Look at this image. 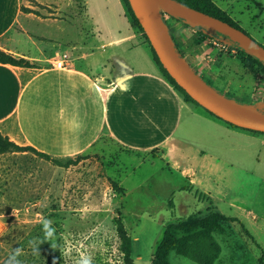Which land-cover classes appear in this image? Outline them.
<instances>
[{
  "label": "crops",
  "instance_id": "0c3cea01",
  "mask_svg": "<svg viewBox=\"0 0 264 264\" xmlns=\"http://www.w3.org/2000/svg\"><path fill=\"white\" fill-rule=\"evenodd\" d=\"M81 1L85 28L76 27L77 39L62 44L43 32L45 23L60 31L61 19L22 13V0H0V51L38 64L0 63V133L58 160L98 152L105 141L130 156L154 151L167 170L178 175V182L186 181L206 197L204 211L197 207V212H207L209 206L219 211L221 202L232 211L224 216L264 232L253 207L227 199L224 189L241 181H264V135L229 125L184 101L161 75L121 0ZM36 2L58 16L64 8L77 7L75 0ZM29 22L42 27L33 33L35 39L28 34ZM189 29L196 32L184 22H169L184 61L197 72L207 53L203 43L184 37L183 30ZM62 53L69 55L71 66L52 68L50 61ZM249 159L252 164H247ZM235 170L244 179H237ZM218 230L213 234L221 254L215 264L223 258L222 241L228 244L217 236Z\"/></svg>",
  "mask_w": 264,
  "mask_h": 264
},
{
  "label": "rangeland",
  "instance_id": "374dc122",
  "mask_svg": "<svg viewBox=\"0 0 264 264\" xmlns=\"http://www.w3.org/2000/svg\"><path fill=\"white\" fill-rule=\"evenodd\" d=\"M75 2L76 9L64 8L60 16L52 15L56 10L43 9L36 0H22L21 11L41 18L55 16L61 19L60 31L51 23H45L43 32L66 44L76 40L79 35L77 28L84 26L82 1ZM212 2L264 46V0ZM127 18L130 20L129 16ZM28 28V34L34 39L36 36L33 33L42 29L31 22ZM16 30L21 32L18 27ZM134 30L148 46L138 29L134 27ZM183 35L191 42L197 33L189 29L183 30ZM214 35L212 33L209 37ZM203 44L207 54L197 71L202 78L221 94H227L239 103H247L264 115L262 67L244 68L239 58L241 54L247 55L248 51L236 44L235 52L221 50L209 39ZM68 56L62 53L53 58L50 65L53 60ZM28 62L38 65L35 61ZM77 157L80 158L75 165L64 168L30 151L0 154V264H5L14 248L23 249L19 257L21 264H75L82 252L92 257L93 264H123L122 241L117 233L118 220L131 237L134 264H151L164 227L188 217L193 209L194 213L199 211L197 207L204 211L207 204L206 197L195 194L186 181L178 182V175L168 171L154 151L147 155L130 156L128 150L105 141L98 147V152L59 161L65 163ZM255 160L254 157L253 163ZM250 161L247 160V164H252ZM237 173L239 170L233 172L237 179H244ZM178 183L180 190L185 192L177 189ZM230 187H224L225 191L228 190L226 198L250 204L258 213L257 222L263 225L264 181H241L230 184ZM213 208L209 206L208 210L213 211ZM219 211L225 215L232 212L221 202ZM45 218L51 220L56 229L55 240L40 244L39 252L34 253L28 242L36 240L39 244L44 239L41 221ZM246 229L254 239L248 236ZM217 236L228 241V244L222 241L223 258L219 264H259L258 260L264 253V232L249 222L245 228L234 221L221 224ZM51 243L56 247L53 248ZM231 251L233 254L229 262ZM169 261L171 264H196L175 253L169 255Z\"/></svg>",
  "mask_w": 264,
  "mask_h": 264
},
{
  "label": "trees",
  "instance_id": "16d2710c",
  "mask_svg": "<svg viewBox=\"0 0 264 264\" xmlns=\"http://www.w3.org/2000/svg\"><path fill=\"white\" fill-rule=\"evenodd\" d=\"M177 1L183 5H186L188 7L194 8L196 10H199L201 12H204L208 15H211L215 18H218L224 22H227L228 24L232 25L235 28L241 29L237 23H235L223 10L219 9L217 6L214 5L212 0H174ZM124 7L126 8V11L128 13V16L130 18L131 26L134 28L136 27L138 31L141 33L142 36H144L148 47L150 48V51L152 53L153 59L156 62L159 71L163 78L173 86V88L182 96L184 101L192 102L196 105H198L194 100H192L187 93L183 89H181L175 81L169 76V74L166 72V70L163 68L161 63L159 62L154 50L149 44V41L147 37L145 36L143 29L139 25L137 19L135 18L129 3L127 0H121ZM127 16V15H126ZM127 16V17H128ZM172 19L183 21L182 19L172 17ZM188 25V23H186ZM165 25L169 31V22L165 21ZM196 30L197 36L194 39V43L196 45L202 44L206 39L209 38V36L212 33H216L213 30L206 29L204 27L198 26L193 27ZM242 30V29H241ZM171 40L173 42L174 48L177 51V53L180 55V57L183 59L182 53L180 52L179 46L177 45L175 38L172 36V34L169 32ZM236 44V43H235ZM238 46V44H236ZM239 56V54H238ZM242 66L244 68L252 70L255 65H260L262 69L264 70V66L257 58H255L251 53L248 52L247 55L241 54V58H239ZM0 63L3 64H10L14 66L19 67H36V65H33L32 63H29L23 58H17L11 54H7L3 51H0ZM189 66V65H188ZM196 72V71H195ZM197 73V72H196ZM204 79V78H203ZM204 81L212 86V84L205 80ZM213 87V86H212ZM215 89V88H214ZM221 93V92H219ZM227 98L232 99L231 96H227V94H224ZM236 101V100H235ZM244 105H247V103H241ZM206 110V109H205ZM207 111V110H206ZM210 113L209 111H207ZM213 115L212 113H210ZM215 116V115H213ZM216 117V116H215ZM220 119V118H219ZM229 124V123H228ZM231 125V124H229ZM234 126V125H232ZM236 127V126H234ZM250 131V130H249ZM254 133H260L256 131H252ZM34 152L36 155L46 159L50 160L55 165H58L59 167H70L75 165L78 162V159L80 157H77L76 159H69L65 163H62L61 161L57 159L51 158L49 155L39 152L36 149H34L31 146H21L16 144L15 142L11 141L7 136H4L0 133V154L3 153H9V152ZM184 190V189H181ZM195 194L203 195V193H200L199 191L195 190ZM237 221L234 218H228L224 216L222 213L217 211L215 208L208 210L205 214H202L201 212H196L193 215H190L186 218L178 219L176 222L170 223L164 227L163 235L159 243L157 244L153 255L151 257V264H170L168 261V255L170 252H174L178 256H182L184 258L189 259L190 261L196 263V264H215V262L219 259L221 254V247L216 240L213 232L216 229H219V226L225 222H234ZM245 230V229H244ZM117 233L119 235V238L122 241V252H123V264H134L132 259V240L131 237L126 233V230L124 229L123 224L118 220L117 221ZM250 237V234L247 233ZM259 264H264V253L262 252V255L260 256L258 260Z\"/></svg>",
  "mask_w": 264,
  "mask_h": 264
},
{
  "label": "water",
  "instance_id": "95a60500",
  "mask_svg": "<svg viewBox=\"0 0 264 264\" xmlns=\"http://www.w3.org/2000/svg\"><path fill=\"white\" fill-rule=\"evenodd\" d=\"M127 1L159 62L192 100L231 125L264 133L263 114L256 112L250 105L241 104L219 93L180 57L174 48L162 12L182 19L191 27L201 26L223 35L251 53L264 66L263 45L257 43L243 30L174 0Z\"/></svg>",
  "mask_w": 264,
  "mask_h": 264
},
{
  "label": "clouds",
  "instance_id": "9594fccd",
  "mask_svg": "<svg viewBox=\"0 0 264 264\" xmlns=\"http://www.w3.org/2000/svg\"><path fill=\"white\" fill-rule=\"evenodd\" d=\"M42 223V230L44 233V239L37 243L36 240H30L28 243L32 247L33 252L37 253L38 247L40 244L44 243L45 241H54L56 236V229L52 225V221L45 218L41 221ZM53 248L56 247L54 243H51ZM23 254V249L21 248H14L12 252L9 254L5 264H21L19 257ZM75 264H93V259L90 255L85 253H80L79 259L75 261Z\"/></svg>",
  "mask_w": 264,
  "mask_h": 264
},
{
  "label": "built area",
  "instance_id": "2783aa9c",
  "mask_svg": "<svg viewBox=\"0 0 264 264\" xmlns=\"http://www.w3.org/2000/svg\"><path fill=\"white\" fill-rule=\"evenodd\" d=\"M162 18L164 21L167 22L172 20V16L165 12H162ZM208 39L221 50H230L232 52H235L236 50L235 43L225 38L223 35L219 33H215L213 37H209ZM70 66H71V62L68 58L53 60V62L51 63V67L55 69H67Z\"/></svg>",
  "mask_w": 264,
  "mask_h": 264
}]
</instances>
